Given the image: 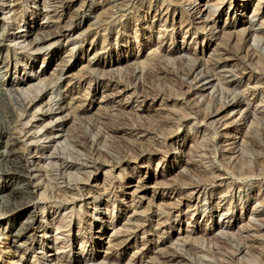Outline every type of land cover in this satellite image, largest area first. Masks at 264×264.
Here are the masks:
<instances>
[{
    "label": "rangeland",
    "instance_id": "obj_1",
    "mask_svg": "<svg viewBox=\"0 0 264 264\" xmlns=\"http://www.w3.org/2000/svg\"><path fill=\"white\" fill-rule=\"evenodd\" d=\"M254 35L264 0H0V81L21 89L0 131L34 170L0 175L1 195L21 190L0 205V264H264Z\"/></svg>",
    "mask_w": 264,
    "mask_h": 264
},
{
    "label": "bare ground",
    "instance_id": "obj_2",
    "mask_svg": "<svg viewBox=\"0 0 264 264\" xmlns=\"http://www.w3.org/2000/svg\"><path fill=\"white\" fill-rule=\"evenodd\" d=\"M146 1V0H145ZM45 4V3H44ZM44 4H43V6H44ZM85 4V3H84ZM83 4V5H84ZM205 4H207V3H205ZM204 4V6H206ZM114 5V4H113ZM121 5V4H120ZM125 5V4H124ZM49 6V5H48ZM47 6V7H48ZM82 6V5H81ZM193 6V5H192ZM203 6V7H204ZM209 6V5H208ZM119 7V6H118ZM126 7V6H125ZM44 8V7H43ZM53 8V7H52ZM51 8V9H52ZM56 8V7H55ZM192 9V15H193V17L195 16L196 17V19L197 20H199L200 21V19H202L201 18V15H202V10L199 8V7H196V6H193V7H191ZM48 8H45L44 10L46 11ZM203 9V8H202ZM48 10H50V9H48ZM44 11V12H45ZM53 12V11H52ZM56 12V11H55ZM46 14H45V16H48V12H45ZM50 15V14H49ZM113 15V14H112ZM111 15V16H112ZM213 16V15H212ZM54 17V16H53ZM192 17V16H191ZM46 18V17H45ZM45 18H43V19H45ZM49 18V17H48ZM45 20H47L48 21V19H45ZM202 20H205V19H202ZM113 21V20H112ZM44 23H45V21H43ZM43 24V23H42ZM45 25V24H44ZM43 26V25H42ZM62 26V25H61ZM66 26V25H65ZM48 27V26H47ZM61 30V29H60ZM44 32H45V30H44ZM58 33V35L60 34L59 32H57ZM45 34V33H44ZM41 36H42V34H41ZM49 36V35H48ZM213 36V35H212ZM47 37V36H46ZM1 38H3V37H1ZM18 38H20V37H18ZM255 38H256V40H255ZM44 39H45V37H44V35L42 36V37H40V38H36V41H33L31 44H33V45H35V49H34V51L36 50V46H40V45H42V41H44ZM1 41L3 40V39H0ZM253 40V39H252ZM254 40H255V43H254ZM254 40H253V43L255 44V48H258V47H261L263 44H264V39H263V41H262V38H258L257 39V37L254 35ZM16 42H18V41H16ZM22 42V41H21ZM262 42V43H261ZM25 43V42H24ZM44 43V42H43ZM23 44V43H22ZM19 45V44H18ZM42 48V47H41ZM40 48V49H41ZM32 49V48H31ZM39 49V50H40ZM38 50V49H37ZM261 51L264 53V47L261 49ZM36 52V51H35ZM185 57V56H184ZM188 58V57H187ZM185 59V58H184ZM189 60V59H188ZM187 60V61H188ZM192 60V59H191ZM186 61V62H187ZM193 61V60H192ZM192 61H191V63H192ZM61 62V61H60ZM4 63H5V61H4ZM158 63V62H157ZM188 64L190 63V60H189V62H187ZM190 63V64H191ZM1 64V63H0ZM63 64H65V63H63ZM3 65V64H2ZM156 65V64H155ZM212 66H213V69L214 70H218L219 71V69L220 70H222V69H224V64H223V62H222V60H220V59H216V60H213V63L211 64ZM5 66V65H4ZM65 66V65H64ZM190 67V68H189ZM187 69H188V72H187V74H186V76L188 77V78H190L191 77V79H192V81L195 83V84H197L198 86L196 87V85H194L195 87H192L190 84H189V88H194V89H196L197 90V92L198 91H200L201 89H203L204 88V84H201L202 82H205L207 79H208V77L209 76H207L206 74V72L204 71V68H203V64H200L199 62H196L195 60L193 61V64L191 65V66H189ZM212 68V67H211ZM5 69V68H4ZM206 69V68H205ZM91 70V69H90ZM207 70H208V67H207ZM206 70V71H207ZM0 71H2V70H0ZM208 72V71H207ZM206 73V74H205ZM184 74V73H183ZM61 75V74H60ZM209 75V74H208ZM86 77V76H85ZM211 77V76H210ZM60 78L58 77L57 78V80H59ZM186 79V78H185ZM184 79V80H185ZM190 80V79H189ZM189 80L186 82L187 84H188V82H189ZM209 80V79H208ZM191 82V81H190ZM189 82V83H190ZM192 82V83H193ZM191 83V84H192ZM4 84V83H3ZM3 84H2V82L0 81V99H1V97L2 96H4L7 92H21V89H14V88H18V84L17 85H13V84H9L10 85V87L7 89H5L4 88V86H3ZM201 84V85H200ZM208 84H210V83H208ZM14 86H17V87H14ZM44 86V85H43ZM56 86V85H55ZM55 88V87H54ZM30 89V88H29ZM214 89V88H213ZM43 90H45V87H43ZM54 91H55V89H52V91L50 92V95L51 94H53L54 93ZM216 91V90H215ZM1 101V100H0ZM31 103H33V101H31ZM233 102H226L225 104H224V106H223V109L224 110H228V109H230V108H234L235 107V104L237 105V103H233ZM57 105V104H56ZM222 109V110H223ZM49 111H50V109H48ZM51 110H53V109H51ZM221 110V109H220ZM73 111V110H72ZM243 113V112H242ZM243 115V114H242ZM241 115V116H242ZM245 116V115H244ZM32 118H35L36 117V115H32L31 116ZM246 118V117H245ZM61 119H62V117H57V120H59V121H61ZM247 119V118H246ZM244 120V119H243ZM59 121H57V122H59ZM1 122V121H0ZM53 122V121H52ZM2 125V124H1ZM57 126L58 127H61L62 126V124H57ZM3 127V126H2ZM1 127V129H3ZM6 130V129H5ZM114 131V130H113ZM43 136H45L44 138L45 139H49L50 141H54V139L56 138L55 137V134L53 133V132H51V130L50 131H46L45 133H44V135ZM4 137H5V132H4V130L2 131H0V175H4V176H9V175H14V173H16V174H19L20 173V175H21V173H23V175L24 176H26L27 175V177H25V178H32L33 176H34V170H33V168L32 167H28L27 166V163H28V161L27 160H23V162H24V165H22V163L17 159V157H15V154L17 153L14 149H13V142L12 143H9V142H7V141H5L4 140ZM12 141V140H11ZM88 141V140H87ZM75 143H76V141H75ZM78 143V142H77ZM81 144V143H80ZM83 144H85V143H83ZM83 146V145H82ZM70 147V146H69ZM3 148V150H1ZM80 148V147H79ZM71 150V149H70ZM61 155V154H60ZM23 158V157H22ZM63 167V166H62ZM61 167V168H62ZM66 169L67 167H66V165H64V167L62 168V169ZM20 169H22L21 171H20ZM15 174V175H16ZM22 175V176H23ZM17 177V176H16ZM211 178V177H210ZM22 185V184H21ZM20 186V185H19ZM28 186H29V188H31L33 185H32V182H29L28 183ZM196 187V186H195ZM197 187H199V190L201 189V187L200 186H197ZM23 188V187H22ZM29 188H27L26 189V191H27V194H29V195H31V193L30 192H28V190H30ZM33 188V187H32ZM17 189H19V188H15V189H13L12 191H10L9 193H7L8 194V196H10L12 199H16L17 197H19V196H17ZM36 189V188H35ZM20 190V189H19ZM32 190V189H31ZM204 190V189H203ZM21 191V190H20ZM19 192V191H18ZM22 193V192H21ZM34 193V192H33ZM32 193V194H33ZM6 194V195H7ZM26 194V195H27ZM6 195H1L0 194V205H2V204H4L5 203V197H6ZM29 195H28V197H29ZM32 197V196H31ZM25 199V198H24ZM22 200V199H21ZM27 201V200H26ZM23 204V203H22ZM4 206V205H3ZM6 206V205H5ZM19 206V205H18ZM14 208V207H13ZM10 210V209H9ZM32 220V219H31ZM31 223V222H30ZM29 224V223H28ZM133 224V223H132ZM136 226H137V224H136ZM30 227V225L29 226H22L20 229L21 230H26V229H28ZM139 227V226H138ZM18 230V229H17ZM128 230V229H127ZM20 231V230H19ZM18 231V232H19ZM16 233V232H15ZM18 235L19 234H15V236H16V238H18ZM116 246V245H115ZM180 246V245H179ZM181 248H184L183 246H181ZM176 254V253H175ZM179 256H176V255H173V254H168V253H165V255H164V259L165 260H172L173 261V259H175V258H178ZM162 258H163V256H162Z\"/></svg>",
    "mask_w": 264,
    "mask_h": 264
}]
</instances>
